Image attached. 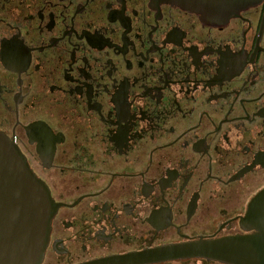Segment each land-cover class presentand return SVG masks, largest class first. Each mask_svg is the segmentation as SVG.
I'll use <instances>...</instances> for the list:
<instances>
[{"label": "flooded vegetation", "instance_id": "flooded-vegetation-1", "mask_svg": "<svg viewBox=\"0 0 264 264\" xmlns=\"http://www.w3.org/2000/svg\"><path fill=\"white\" fill-rule=\"evenodd\" d=\"M0 131L57 207L41 264H227L152 256L257 233L264 0L227 22L156 0H0Z\"/></svg>", "mask_w": 264, "mask_h": 264}, {"label": "water", "instance_id": "water-1", "mask_svg": "<svg viewBox=\"0 0 264 264\" xmlns=\"http://www.w3.org/2000/svg\"><path fill=\"white\" fill-rule=\"evenodd\" d=\"M156 1L197 13L208 22H227L262 0ZM56 208L47 186L0 131V264H41ZM247 221L256 234L170 245L153 253L152 261L194 257L227 264H264V191L252 203Z\"/></svg>", "mask_w": 264, "mask_h": 264}]
</instances>
